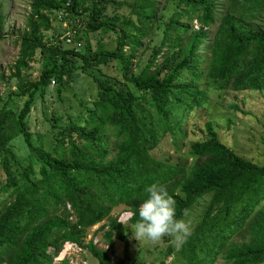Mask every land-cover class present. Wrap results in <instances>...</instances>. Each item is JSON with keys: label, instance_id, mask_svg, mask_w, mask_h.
Listing matches in <instances>:
<instances>
[{"label": "trees", "instance_id": "trees-1", "mask_svg": "<svg viewBox=\"0 0 264 264\" xmlns=\"http://www.w3.org/2000/svg\"><path fill=\"white\" fill-rule=\"evenodd\" d=\"M168 1L181 10L163 21L161 42L134 74L133 60L143 39L153 25L161 24L158 8L163 7L154 0H134L138 25L130 17L107 16V5L122 6L116 0H31L11 74L18 80L15 95L25 101L17 112L0 106V167L5 176L0 194L10 199L0 209V264H52L65 243L83 247L87 229L117 206L137 211L128 221L133 225L147 198L145 188L153 183L165 186L173 197L177 219L209 195L191 237L175 252L177 264H214L220 255L231 264H264V161L258 165L237 155L210 123L205 124V138L191 147L196 162L189 170L172 163L171 157L160 160L152 154L164 136L174 132L169 106L188 99L180 124L206 101L201 85L218 91H264V0H231L219 15L207 45L209 55L197 51L215 22L217 1ZM60 10L66 16L58 20ZM258 17L261 23L253 24ZM52 19L65 28L57 32L56 41H43ZM193 19L199 25L196 30ZM82 26L85 33L112 31L115 48L92 50L86 34L82 39ZM68 28L75 30L71 43L59 39ZM2 29L0 10V38ZM36 52L43 69L30 80L21 73ZM114 61L119 62L122 81L100 73L101 66ZM76 70L88 73L96 85L92 106L85 118L69 120L63 127L51 118L49 150L35 146L27 118L36 97L43 98L51 82L62 94ZM228 107L238 110L233 104ZM17 136L29 159L11 164L10 142ZM240 232L248 239L231 242ZM103 237L110 249L121 241L127 252L128 239L116 218L109 220ZM86 248L99 264L109 263L110 255L92 241ZM173 253L168 246L165 256Z\"/></svg>", "mask_w": 264, "mask_h": 264}, {"label": "rangeland", "instance_id": "rangeland-1", "mask_svg": "<svg viewBox=\"0 0 264 264\" xmlns=\"http://www.w3.org/2000/svg\"><path fill=\"white\" fill-rule=\"evenodd\" d=\"M116 1L122 2V6L112 7L107 5V16L130 17L137 24L135 19L137 15L132 14L134 0ZM154 1L157 6L163 7L162 11L158 8V22H161V24L158 28L153 25L151 33L143 39V45L139 48L137 56L133 60L134 74H137L141 70L148 61L152 50L161 42L163 38L161 34L163 21L167 20L174 11L181 10L172 1ZM216 1L218 13L216 14L215 22L208 28V35L204 39V43L199 46L197 54L209 55L207 45L211 42L212 36L218 27L219 15L228 3L231 2V0ZM30 2L31 0H0V10L3 15V29L0 38V106L5 105L14 112H17L25 101V97L15 95L18 80L12 77L11 74L14 72L13 64L18 57L19 38H21L26 30ZM180 7L184 9L183 5H180ZM261 19V17H258L252 23L259 25L262 21ZM181 21L183 22L184 18ZM51 25L52 29L43 33V41H56L57 32L64 30L65 26L54 19H52ZM191 27L193 30L199 27L197 20H192ZM81 34L82 39H84L83 34H86L85 39L92 50L103 49L105 51H112L116 46V35L112 31L106 33H85L82 26ZM188 39L189 32L183 38V44H186ZM190 39H195V37L190 35ZM42 64V58L39 52H36L33 61L29 63V68L26 71H22L21 75L30 80L36 79L39 72L43 69ZM119 66V62L114 61L110 66H101L100 73L113 80L122 81L119 74ZM73 78L74 81L62 90V94L55 92L57 84L51 82L44 97H36L27 118L32 134V142L35 146L49 150L47 149L50 146L49 132L51 130L50 126L53 123L50 121L51 118L55 119L56 126L63 127L69 120L80 121V118L86 117V108L91 107L92 102L96 98V85L88 73L79 70L74 72ZM201 89L206 91V101L203 106L189 112L187 117L181 120L180 124H177V121L182 118L183 105L188 99L184 98L181 103L173 102L169 106L173 114L170 121L175 127L174 132L172 134L167 133L164 136L158 147L152 152L153 156L160 160L171 157L172 163L177 161L180 166L189 170L196 162V157L190 153L191 147L198 140L205 138V124L210 123L223 144L231 148L237 155L255 164H262L264 161V91H218L208 88L204 84L201 85ZM229 104L235 105L238 107V110L229 108ZM10 149L11 154L8 156L12 159L11 164L22 160L24 157H28L29 159L28 149L21 136L15 137L10 142ZM30 162L33 161L31 160ZM35 168H37L36 164ZM4 177V173L0 167V182H3ZM9 200L6 193L0 194V209ZM208 200L209 195L198 200L185 213L183 220L190 223L192 229L199 222V216ZM261 206H264V201L261 203ZM126 211L128 210L123 206L114 207L108 217L87 229L85 238L83 239V247L72 243H65L58 255L53 259L52 264H62L63 261H66L68 264H99V261L86 248V244L89 241H92L97 248L103 249L110 255L108 264H122L123 259V264H160L162 261L166 264L172 262L177 264L180 262L179 260L176 261L177 256L175 255V252L180 247L177 248L171 242V237L165 236L157 243L144 240L137 241L132 238V225L129 222L126 225L121 223V217ZM114 218L122 224L124 233L128 239L127 252H125L123 242L115 241L113 247L110 249L104 240L103 236L108 222ZM247 239L248 235L245 232H240L232 237L231 242L240 243ZM168 246L173 248L174 253L165 256ZM214 264L231 263L227 262L220 255Z\"/></svg>", "mask_w": 264, "mask_h": 264}, {"label": "clouds", "instance_id": "clouds-1", "mask_svg": "<svg viewBox=\"0 0 264 264\" xmlns=\"http://www.w3.org/2000/svg\"><path fill=\"white\" fill-rule=\"evenodd\" d=\"M146 199L139 205L138 219L132 225V238L152 243L161 241L165 236L181 247L192 235V226L183 219L176 218V202L169 195L165 186L153 183L145 188ZM137 216V211L128 210L123 213L121 223Z\"/></svg>", "mask_w": 264, "mask_h": 264}, {"label": "built area", "instance_id": "built-area-1", "mask_svg": "<svg viewBox=\"0 0 264 264\" xmlns=\"http://www.w3.org/2000/svg\"><path fill=\"white\" fill-rule=\"evenodd\" d=\"M56 15H57L58 20H61L62 16H66V13L64 10H60L56 12ZM74 34H75V30L68 28L65 34L60 37V39L64 41L65 43H71Z\"/></svg>", "mask_w": 264, "mask_h": 264}]
</instances>
